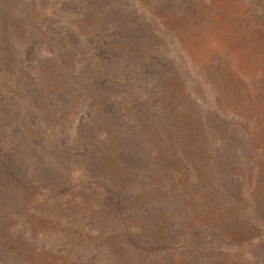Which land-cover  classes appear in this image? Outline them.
<instances>
[{"label": "rangeland", "instance_id": "rangeland-1", "mask_svg": "<svg viewBox=\"0 0 264 264\" xmlns=\"http://www.w3.org/2000/svg\"><path fill=\"white\" fill-rule=\"evenodd\" d=\"M166 2L0 0V264H264V0ZM116 125L147 193L100 169Z\"/></svg>", "mask_w": 264, "mask_h": 264}, {"label": "trees", "instance_id": "trees-1", "mask_svg": "<svg viewBox=\"0 0 264 264\" xmlns=\"http://www.w3.org/2000/svg\"><path fill=\"white\" fill-rule=\"evenodd\" d=\"M180 1V0H179ZM169 5V0L168 2H166V5L165 7ZM109 11L111 9H108ZM176 15H180L178 17V20L180 19L181 17V14H176ZM87 16H90V14L87 13ZM91 16H94V15H91ZM81 17H85V14L82 15ZM169 23H173L172 20L171 22ZM122 37L121 34H118L117 35V40H120ZM125 37H123L122 41L125 43ZM173 111V112H172ZM172 112V114H171ZM167 113L172 116H175L173 115L175 113V109L174 107H171L170 109H168ZM182 116V115H181ZM107 117H108V121L109 122H113L114 119H115V114L113 111H110L108 114H107ZM172 118H177V117H172ZM187 120L186 119H181L179 117V124L177 125H173L171 124L170 126V133H168V137H167V140L169 142V146L171 147V150H174L177 148V146L181 143V142H184V136L182 135V131H184V129H186L184 127V125L186 124ZM131 122L128 124L130 125ZM121 125H127V124H121ZM121 125H116V131H120L119 133H115V138H113L112 140H110V143L107 147V151L109 153V155H111L112 157H114V159L108 163V164H103V163H100L99 166H100V169H102L104 172L106 170H108L109 168L112 167V165L117 162V161H120L122 160L120 163H119V166L116 168V169H113V174H116L117 176V179H120L122 178L121 176H126V177H130L132 178L130 181V183H132V181L134 180H137L136 181V184H138L136 187H134L133 189L136 191V193L138 194V192L144 188L146 193L147 191H149V187L153 188L155 186V182L150 178L149 181H147V176L148 175H151L153 173V170H154V167L156 164H161L162 162L166 161V160H162L160 158V151H157V143L156 141H152L151 144H145L144 143V146L137 142V143H134L133 139L131 138L132 134H133V127L129 128V130H125V129H122L121 128ZM195 126L192 125V135L194 133V130H195ZM1 138V137H0ZM114 139H116L114 141ZM165 147V144H163L162 146H160V149ZM146 151H145V149ZM130 151V152H129ZM169 153H171L169 151ZM131 157V162L132 163H136L138 165L134 166V168H129V166L127 165V163H129V158ZM147 157L146 159L150 160L148 163H150L149 166H146L144 164H142L141 162H147L144 161V158ZM99 159V158H98ZM157 159V160H156ZM97 161V159L95 160ZM158 161V162H157ZM7 164V162H6ZM161 166V165H160ZM149 167V168H148ZM2 167L0 166V171H1ZM96 169V168H95ZM94 169V170H95ZM159 170V173L158 174H161L159 177H163V174L162 172L160 173V169ZM165 173V170L163 171ZM161 179V178H160ZM159 179V180H160ZM159 180L157 182H159ZM5 181L7 183H13L11 179H7L5 178ZM14 185V184H12ZM123 186H119L117 185V187H115V189H121ZM14 188V187H13ZM114 189V190H115ZM3 193V175L1 174L0 172V194ZM132 194V191L131 193ZM137 194L135 196L131 195L130 197H137ZM125 194H116L114 195V197L111 199V202L113 203L114 206L116 207H121L123 206V204L128 200V198L124 197ZM155 214V211L152 210V209H147L146 212H145V217H144V220L146 223V227H150V226H153L155 223V217L156 215L154 216ZM3 218V217H1ZM145 230V229H144ZM144 230H136L137 232L135 233H132V234H140L141 232H144ZM132 234H130L131 236V247H129L127 249L128 252H135L136 251V255L138 257V253L137 251H140L143 249V244L141 246H138V248H135V244L134 242H138L140 241V239L138 238V235L136 237H133ZM166 233L159 237L160 239L158 241H161L164 239V237H166ZM126 240V239H125ZM134 248V249H133Z\"/></svg>", "mask_w": 264, "mask_h": 264}]
</instances>
